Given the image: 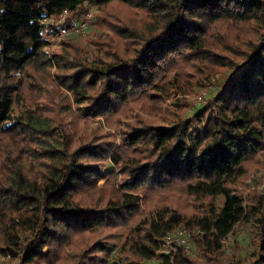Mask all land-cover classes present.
<instances>
[{
	"label": "trees",
	"instance_id": "trees-1",
	"mask_svg": "<svg viewBox=\"0 0 264 264\" xmlns=\"http://www.w3.org/2000/svg\"><path fill=\"white\" fill-rule=\"evenodd\" d=\"M109 1L0 0V250L18 255L14 264H39L55 258L72 233L128 222L141 194L177 188L222 199L217 208L193 215L159 206L130 225L138 231L135 238L154 241L162 225L183 220L196 227V244L213 250L238 220L255 215L250 264H264V193L252 192L254 199L245 201L234 187L264 149V0H113L124 16L91 9L89 23L122 38L125 52L110 50L108 59L86 61L71 52V38L47 52L42 15L66 9L71 23L87 5ZM131 11L146 15L142 25L131 22ZM216 20L243 29L250 22L254 35L240 40L229 34L217 44L208 35ZM206 59L211 68L231 66L219 88L187 115L176 113L163 123L141 116L127 121L121 140L132 151L119 158L113 140L75 138L44 103H36L47 87L32 69L47 70L82 115L128 112L138 99H148L156 111L172 92L187 89L179 71L195 81L209 72L200 67ZM108 157L121 172L114 195L97 185L112 171L104 163ZM140 247L153 254L150 246ZM177 247L172 261L159 253L164 264L190 263Z\"/></svg>",
	"mask_w": 264,
	"mask_h": 264
},
{
	"label": "rangeland",
	"instance_id": "rangeland-1",
	"mask_svg": "<svg viewBox=\"0 0 264 264\" xmlns=\"http://www.w3.org/2000/svg\"><path fill=\"white\" fill-rule=\"evenodd\" d=\"M95 11H103L106 16L115 14L124 16L127 12L124 7L115 1L106 2L103 5H87ZM133 24H143L146 15L131 11L128 16ZM247 24H251L248 22ZM245 24L248 28L244 29L236 23L216 20L210 27V39L217 43L223 44L222 39L227 35L232 34L241 39L247 36H253V29ZM221 36L222 38H216ZM71 38L75 46L71 52H76L80 57L86 61H96L98 58L108 59L111 57L110 50H117L118 52H125L126 48L122 43V38L117 37L111 30L99 31L93 23H89L87 28L78 34H70L56 39L50 38V41L44 45L47 52L60 50L62 41ZM108 38L109 43H105ZM209 61L204 60L200 62V67L203 70H208L206 75H202L200 81L193 80V77L188 71H179L177 77L180 82L187 87L186 90L177 89L172 94L166 97L158 110L151 111L152 102L148 99H138L136 105L128 112H115L107 115H82L76 108V104L71 99L70 94L64 95L55 86V82L50 80L46 75L47 70L40 71L32 69L41 81L46 84V89L37 99L45 104V107L53 112L54 115L60 119L63 124L70 129L75 138L82 136L95 138H107L115 142L114 153L116 156L122 157L130 153L132 150L130 146L123 143L121 140V131L125 128L127 121L136 119L141 116L145 120L163 123L171 120L176 113L189 114L196 109L205 99L212 95L224 81L225 76L231 70V66L212 67ZM55 70V65L50 66L49 75L53 77L51 71ZM198 75H201L198 74ZM210 83L208 93L198 98V92L205 84ZM105 164L111 166L112 171L105 174L97 181V185L102 191L114 195L117 190L116 181L121 175L116 161L113 157H108L104 160ZM235 191H237L245 201H251L252 192L256 194L264 193V149L258 151L251 157L249 168L244 178L234 182ZM222 196L220 194L213 196H194L184 194L178 191L177 188H165L150 191L141 194L139 210L133 214L128 222L117 223L115 225H98L91 229H86L80 232L72 233L65 242H62L57 248V255L53 259L39 260V264H71L77 259H81L83 264H164L159 253L164 252L168 254L169 259L177 253L179 244L188 256L192 264H250L252 253L256 242L252 238L254 230L255 215L248 219L241 218L238 220L228 236L220 238V247L213 250H207L197 245L193 239V234L197 232L195 226H186L185 222H174L172 225H162L159 232L153 233L154 241L144 238H135L137 230L131 229L130 225L139 218H147L152 213L157 212L159 206H166L172 208L176 212H182L186 215L200 214L209 208H217L221 202ZM165 215L159 222L167 219ZM139 224H143L140 222ZM183 225L189 231V244L182 243L178 238H171L172 228L176 225ZM177 228V227H174ZM173 228V229H174ZM101 243L98 247L95 242ZM139 242L148 245L152 248L153 254H145L139 248ZM171 246L174 249H171ZM87 248V249H86ZM105 248V250H104ZM168 249V250H167ZM93 254L92 258L86 254ZM18 260V255L12 256L9 253H4L0 250V264H14ZM188 263V264H190Z\"/></svg>",
	"mask_w": 264,
	"mask_h": 264
},
{
	"label": "built area",
	"instance_id": "built-area-1",
	"mask_svg": "<svg viewBox=\"0 0 264 264\" xmlns=\"http://www.w3.org/2000/svg\"><path fill=\"white\" fill-rule=\"evenodd\" d=\"M91 8H88L83 11V13L79 16V18L71 23H67L66 18L68 12L66 9L58 12V13H48L44 14L40 17V22L44 24L45 29L42 30V34L47 42L50 41V38L55 37L56 39H60L65 35L70 34H78L85 30L89 24V18L91 17ZM46 42V43H47ZM212 84L207 83L198 92V98L195 100L198 102L202 96H205ZM177 227V228H174ZM172 228L170 231L172 233L171 238H178L182 243L188 245L189 244V231L185 228V226L179 224ZM229 233V232H228ZM228 233L224 235L222 238L228 236ZM171 249L174 247L171 246ZM168 250V249H167Z\"/></svg>",
	"mask_w": 264,
	"mask_h": 264
}]
</instances>
